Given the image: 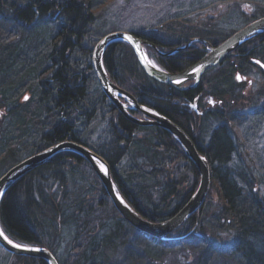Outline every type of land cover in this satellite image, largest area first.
<instances>
[{
  "label": "trees",
  "instance_id": "obj_1",
  "mask_svg": "<svg viewBox=\"0 0 264 264\" xmlns=\"http://www.w3.org/2000/svg\"><path fill=\"white\" fill-rule=\"evenodd\" d=\"M107 2L0 0V178L26 158L74 141L105 159L117 189L134 210L149 221L164 222L191 199L201 176L171 133L132 123L103 92L92 58L98 41L109 34L100 15ZM239 6L242 28L264 17L260 3L250 11ZM177 19L132 31L152 44L145 47L148 56L171 74L195 65L208 54L209 45L217 46L238 31L226 32L212 21ZM191 41L188 48L165 55ZM256 61L264 64V33L208 70L198 88L181 91L148 76L129 44L114 43L104 54L110 78L180 126L208 159L219 196L215 212L207 201L167 240L157 241L124 219L85 159L61 153L5 194L0 204L5 233L19 244L49 249L60 264H155L163 254L184 248L193 250L198 259L194 264L229 257H238L240 264H264V197L255 175L260 168L253 169L241 157L243 149L251 156L243 125L264 120V69ZM254 72L263 81L249 102L259 108L245 112L248 82H239L237 74L250 78ZM198 97L200 108L206 97L215 105L203 115L190 112L187 104ZM95 125L100 128L96 139ZM201 232L230 247L199 237ZM66 244L68 252L58 258V247ZM119 249L123 257L114 260ZM0 251L5 264H49L1 246Z\"/></svg>",
  "mask_w": 264,
  "mask_h": 264
},
{
  "label": "water",
  "instance_id": "obj_2",
  "mask_svg": "<svg viewBox=\"0 0 264 264\" xmlns=\"http://www.w3.org/2000/svg\"><path fill=\"white\" fill-rule=\"evenodd\" d=\"M264 33V17L259 18L247 26L243 27L224 42L217 46L209 45V52L198 63L191 66L187 70L171 74L156 67L149 59L145 46L152 45L151 43L142 40L133 33L114 32L105 35L96 45L93 53L92 63L98 82L109 100L120 111V113L129 121L141 126H156L161 127L173 135V137L181 144L188 158L196 165L201 179L197 191L191 199L182 207V209L164 222H153L147 220L134 210L130 204L123 198L113 180L110 166L100 155L90 150L88 147L74 141H64L51 146L50 148L37 153L16 166L12 167L0 178V204L5 194L15 185L20 179L28 175L35 169L45 165L53 157L61 153H73L85 159L93 168L95 173L100 178L105 189L108 192L116 209L136 230L140 233L151 237L157 241H165L171 234L180 229L187 221H189L200 209L203 208L207 197L209 196L212 186V170L208 159L203 156L196 147L192 138L177 124L156 112L147 106L142 105L128 91L119 87L109 76L104 65V54L108 47L114 43L129 44L143 70L152 79L170 85L181 91H188L199 87L204 74L221 64L223 61L233 55V52L245 44L248 40ZM130 38V39H129ZM202 40V39H200ZM194 41V40H193ZM191 41L187 46L176 49L166 56L174 55L175 53L184 50L193 43ZM204 41V40H203ZM199 69V71H194ZM179 81V83L177 82ZM194 81V84L189 87H184V84ZM149 109V111H145ZM131 111L143 115L144 119L135 117ZM104 166V170L100 165ZM123 201V203H121ZM0 232L7 236L12 244H8L3 237H0V246L7 252L27 257H35L46 260L49 264H60L55 255L47 248L40 246L23 245L12 240L3 230L0 224ZM19 245L20 247H13ZM33 249H39L34 251Z\"/></svg>",
  "mask_w": 264,
  "mask_h": 264
},
{
  "label": "rangeland",
  "instance_id": "obj_3",
  "mask_svg": "<svg viewBox=\"0 0 264 264\" xmlns=\"http://www.w3.org/2000/svg\"><path fill=\"white\" fill-rule=\"evenodd\" d=\"M258 3H260V5L264 7V0H224V2H222L221 0H108V2L103 6V11L100 12V15H102L103 23L107 24L106 27L103 28L106 33H129L133 30L139 31L140 29L150 30L149 28H151L152 26L159 27L160 23L164 22L163 20H166L167 22L174 21L179 16L180 18L177 19L179 21H183L185 19L195 22L212 21L213 23L219 25L220 28L222 27L226 32H230L232 30L236 31L242 28V23L237 17L239 15V5H242V9L250 11L252 9H255ZM177 14L179 16H177ZM230 16L233 18L229 19ZM262 81L263 77L257 72H254L250 76V78H247L245 80V82H248V85L243 90L244 96L247 97L246 100L243 101V103L246 105L244 106V108L246 109L245 112H254L259 108L257 106L250 105L249 99L257 93L258 89L261 87ZM243 126L246 127V129L245 135L242 136V138H245V142L246 140L249 141L248 143L250 146L248 147L247 152L249 153V151L251 150V156H248L245 152V149H243L241 150V157H243V159H245L246 161H249V165L253 169L258 170L260 168V171L258 170L255 175L257 177V180H259L260 182H258V188L260 189L264 197V120L255 123L250 122ZM94 127L96 128L93 131L92 137L96 139L98 138L100 128H97V125H95ZM236 132L239 133V130H237ZM239 137L241 138V136ZM207 201H210L211 204L209 208H211L212 212H215L217 210V207L214 205L219 203V196L216 188H214L213 186V177L211 190L206 202ZM208 227L209 230L212 228L211 225H208ZM198 236L202 237L203 233H199ZM204 237L216 240V244L222 246L223 248L230 247L227 242L225 243V241H218V239L213 235L208 234ZM68 250V244H66V247L65 245L58 247V258H62L66 254V252H68ZM149 251L152 255H156L158 253L154 250ZM193 253V250H191L190 253L185 248L179 249L176 251V253L171 252L163 254L159 261H155V264H194L198 259L195 254L193 255ZM123 254L124 250L119 249V252H115L114 254H112V257L114 260H119L122 259ZM239 260L240 259L238 257H229L225 258V260L217 258L213 260L212 263L240 264L241 262ZM144 261V264L148 263L147 260ZM0 264H5V262L0 261Z\"/></svg>",
  "mask_w": 264,
  "mask_h": 264
},
{
  "label": "flooded vegetation",
  "instance_id": "obj_4",
  "mask_svg": "<svg viewBox=\"0 0 264 264\" xmlns=\"http://www.w3.org/2000/svg\"><path fill=\"white\" fill-rule=\"evenodd\" d=\"M208 50H209V46H208ZM237 77H240L239 79L237 78L239 82H242L243 80L247 79L246 77L242 78V76L240 74H237ZM193 84H194V81H191V82L184 84V87H189V86H192ZM210 101H211V103H210ZM199 102H200V100L198 97L194 100V102H190L187 104L189 106L190 112L193 110L194 112L198 113L199 115H203L204 113L209 112L210 109L215 105L212 97H206L205 98L203 108H200Z\"/></svg>",
  "mask_w": 264,
  "mask_h": 264
},
{
  "label": "snow or ice",
  "instance_id": "obj_5",
  "mask_svg": "<svg viewBox=\"0 0 264 264\" xmlns=\"http://www.w3.org/2000/svg\"><path fill=\"white\" fill-rule=\"evenodd\" d=\"M256 63L257 64H260V61H256ZM261 67H264V64H261ZM194 71H197L198 72L199 69H194ZM237 78L239 79L240 77H237ZM177 82L179 83V81H177ZM25 99H27V97H25ZM210 103H211V101H210ZM145 111H149V109H145ZM100 167H101L102 170H104V166L102 164L100 165ZM0 195H2V193H0ZM121 203H123V201H121ZM0 237H3V239L6 240L8 244H12V241L9 240L7 238V236H4V234L2 232H0ZM13 247H20V246L19 245H13ZM33 250L34 251H39V249H33Z\"/></svg>",
  "mask_w": 264,
  "mask_h": 264
}]
</instances>
